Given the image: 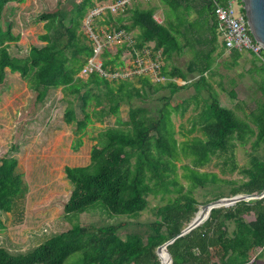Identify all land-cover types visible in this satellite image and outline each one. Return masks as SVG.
I'll return each instance as SVG.
<instances>
[{
    "label": "trees",
    "instance_id": "16d2710c",
    "mask_svg": "<svg viewBox=\"0 0 264 264\" xmlns=\"http://www.w3.org/2000/svg\"><path fill=\"white\" fill-rule=\"evenodd\" d=\"M22 1L0 0V84L6 77V69L17 72L34 92L36 102H42L50 90L60 88L67 103L63 119L74 125L75 147L82 143L89 124L102 123L109 115L115 118V125L98 132L89 152V163L64 166L65 177L72 185L63 204L65 214L81 213L101 202L109 213L134 217L147 207L150 193L173 190L177 194L153 207L155 217L144 231H130L121 237L118 229L122 224L86 226L76 223L25 252H11L0 245V264H64L75 252H79L81 264H159L157 246L178 234L200 204L189 189L184 190L177 170L182 168L183 177L194 186H203L207 181L214 183L218 179L216 173L198 169L213 156L224 155V164L229 162L230 169L238 168L241 174L238 180H222L231 186L214 199L240 193L258 194L264 189V61L249 68L258 76L260 97L244 117L220 103L205 78L210 64L202 66L199 79L193 81L197 91L205 86L209 94L197 115L201 134L178 140L171 113L179 108L182 113L186 106L182 107L181 103L170 106L166 97L157 115L152 116L148 107L133 101L147 99V87L152 86L148 75L135 74L136 81L130 79L132 76L107 78L97 70L86 77L79 75L93 54L91 41L81 29L82 20L88 11L96 8L95 1L101 0H73L69 8L57 6L55 10L41 13L39 19L44 22V32L39 39L44 44L31 45L24 56H12L9 43L17 41L19 34L11 31L10 24L3 29L1 19L6 4ZM203 1L210 21L211 54L216 49L218 35L221 36L214 7L223 0ZM153 13V6L130 12V27L139 29L135 45L132 48L126 42L120 43L115 45L114 51L104 47L100 55L103 71L114 72L123 63L124 56L142 49L149 41L154 43L155 51H161L165 61L179 52L177 36L157 22ZM114 19L120 21L122 17ZM112 21L113 17L106 14L105 22ZM125 29H129L128 26ZM220 44L218 54L225 50L222 39ZM230 54L234 63L241 55L237 50H231ZM262 56L264 58V53ZM193 71V65H188L186 72L176 66L168 68L166 63L160 67L165 77L164 86L169 87L171 93L188 85L186 74ZM174 76L184 83L168 78ZM161 86L156 83L155 89ZM229 95L234 97L235 91L231 89ZM123 103L128 105L126 120L119 115ZM236 141L241 146L249 144L248 162L240 167L234 156ZM185 158L188 162H183ZM16 166L15 157L0 160V211H11L16 200L27 191ZM0 227H3L1 221ZM166 248L171 264H254L264 254V196L212 208L201 224L176 237Z\"/></svg>",
    "mask_w": 264,
    "mask_h": 264
},
{
    "label": "rangeland",
    "instance_id": "374dc122",
    "mask_svg": "<svg viewBox=\"0 0 264 264\" xmlns=\"http://www.w3.org/2000/svg\"><path fill=\"white\" fill-rule=\"evenodd\" d=\"M72 1L67 0L66 3L71 4ZM156 2L159 0L150 3ZM201 2L203 6H200L201 10L196 15L192 12H195L199 4L193 0H175L174 6L169 4L170 8L166 11L167 16L170 15L179 25L183 24L185 29L183 40L187 37L190 41L187 39L182 52L168 60L167 65L180 67L183 71L187 65H193L194 71L186 74L190 83L171 93L170 88L164 86L165 79L156 82L148 75L152 86L147 87V99L133 100L136 104L148 107L152 116L157 115L158 108L165 102L166 97L170 106L177 103H181L182 107L186 106L182 113L181 108L171 113L173 130L178 140L201 134L196 120L209 94L205 86H201L197 91L193 81L199 79V69L202 66L210 64L206 71V81L211 85L220 103L234 109L239 116L244 117V114L253 108L255 99L260 97L256 83L258 76L255 72L249 71V68L259 66L262 61L256 56L243 53L234 63L227 50L218 54L221 47L220 35L217 38L216 49L209 54L212 46L209 43L211 33L207 23L209 15L204 1ZM60 4L61 0H23L6 4L1 26L6 29L10 24L11 31L19 34L17 41L9 43L8 48L12 56H24L31 45L44 44L39 39V35L44 32V22L39 19V15L45 11L55 10ZM189 6L192 7V12L189 11ZM84 19L81 29L85 32ZM158 20H161V17ZM93 25L96 27L101 25L94 16ZM166 25L172 31L175 30L171 24ZM109 48L114 51L115 45ZM130 79L136 81L135 76ZM156 83L163 86L155 89ZM177 83L183 84L182 81ZM231 89L235 91L234 97L229 95ZM66 104L60 88L50 90L42 102H36L35 94L26 81L17 72L6 69V77L0 84V160L3 157H15L16 171L21 174L27 186L25 195L16 200L11 211H0V221L3 224V227H0V245L11 252L31 250L51 235L64 231L76 223L86 226L122 224L118 229L121 237L130 231H144L155 217L153 207L164 204L177 194L173 190L150 193L147 196V207L134 217L109 213L101 202H97L96 207L84 212L65 214L63 204L72 185L65 177L64 166L89 163V152L96 142L98 132L116 124L112 115L106 116L102 123L89 124L82 135V143L75 147L77 136L74 125L66 123L63 119ZM76 111L80 117L79 109ZM119 115L123 120L128 119L126 103L121 104ZM194 122L196 126L191 131ZM248 149L249 144L241 146L236 141L234 156L239 167L247 164ZM224 158V155L213 156L208 163L198 168L199 171L216 173L218 178L216 182L207 181L203 186L190 184L182 175L183 169L177 170L178 180L184 185V190L189 189L200 203L198 209L201 204L229 190L231 184L222 180L241 178L238 168L231 170L229 162L224 164ZM183 162H188V159L185 158ZM79 258V252H75L64 264H81ZM254 264H264V254L258 257Z\"/></svg>",
    "mask_w": 264,
    "mask_h": 264
},
{
    "label": "built area",
    "instance_id": "2783aa9c",
    "mask_svg": "<svg viewBox=\"0 0 264 264\" xmlns=\"http://www.w3.org/2000/svg\"><path fill=\"white\" fill-rule=\"evenodd\" d=\"M151 1V0H145ZM124 0H116L109 4L110 11L122 9ZM102 8L96 7L89 11L84 19L85 33L91 41L93 54L81 68L79 75L86 77L91 71L97 70L107 78L130 77L135 74L149 75L153 81H163L165 78L160 73L162 55L160 50L151 48L135 49L133 54L123 57V63L114 72H105L101 69V53L104 47L129 43L126 31L112 25L96 27L93 25V16ZM214 14L219 23L221 39L225 50H237L249 55H256L261 61L263 47L252 36L245 15L242 0H223V3H215ZM129 45V44H128Z\"/></svg>",
    "mask_w": 264,
    "mask_h": 264
},
{
    "label": "crops",
    "instance_id": "0c3cea01",
    "mask_svg": "<svg viewBox=\"0 0 264 264\" xmlns=\"http://www.w3.org/2000/svg\"><path fill=\"white\" fill-rule=\"evenodd\" d=\"M62 1H64V3H62ZM115 1L116 0H101V1H95L96 7H99V8H102L103 7L104 8L100 12H98V14H95L94 15V18H96L98 20V22L101 23V25H100L101 27L107 26V25H112L114 27H118L119 25H122V29H124L126 31V33L128 35V38H129V43L128 44H129V46H131L133 48L134 45H135L134 43H135V40L137 38V35L139 34V29L137 27H130L131 26L130 25V19H129L130 12L132 10H134V9H145V8L150 7V6H153L154 7L153 17L155 18V20L157 22H159V23L164 24L166 27H168L166 24H171L175 28V30L172 31L170 29V27H168L177 36V41H178V44L180 46V50H179V52H174L172 54L171 58L174 55L179 54V53L182 52V50L185 47V43H186V41L188 39L187 37H185L184 40H183V37H184L183 34H184V30H185L183 28V24L181 23V25H179V23H177L174 18H172L170 15L167 16V14H166V11L170 8L169 4L171 5V2H173L175 0H159V2H156V3H150L153 0H151V1H145V0H124L125 4H124V6H123L122 9H118L117 11H110L107 8V6L109 4L115 2ZM193 1L195 3H197V4H199V7L197 9H195V12H192V7L189 6V11H191L193 15H196L201 10L202 2H201V0H193ZM66 2H67V0L66 1L65 0H61L60 7L61 6H65V7L69 8L70 7V4H67ZM106 14H110L113 17V21L111 23H106L105 22ZM117 16L122 17V20L119 21L117 19H114V17H117ZM159 17H161V20H158ZM207 23H208V27H209V25H210L209 18L207 20ZM126 26H128L129 29H125ZM188 41H189V39H188ZM205 41H207V36H206V40ZM153 46H154V43L152 41H149L148 43H146V45L144 47L145 48H151V49H153ZM209 51H210V49H209ZM228 52L230 53V51H228ZM240 53L242 55L245 52H240ZM245 55H249V54L248 53H245ZM249 56H251V55H249ZM171 58L167 59L166 62L162 58V65L164 63H166V65H167V61L170 60ZM171 67H173V66H171V65L168 66V68H171ZM186 67H185V71H186ZM206 76L207 75H206V72H205V78H206ZM168 78L171 79V80H173V81H175V82L182 81L184 83V81L180 77H178V76L168 77Z\"/></svg>",
    "mask_w": 264,
    "mask_h": 264
},
{
    "label": "water",
    "instance_id": "95a60500",
    "mask_svg": "<svg viewBox=\"0 0 264 264\" xmlns=\"http://www.w3.org/2000/svg\"><path fill=\"white\" fill-rule=\"evenodd\" d=\"M242 2L250 32L253 38L259 44H261V46L264 49V0H242ZM263 196H264V189L258 194L240 193L232 196L219 197L201 204L200 205L201 210L198 215L197 213L199 212V209L195 212L193 218L188 222V224L184 228H182L178 234L168 239L161 245L157 246L156 253L158 255V258L161 249L165 248L169 258V264H171L172 261L171 256L166 246L169 243H171L176 237L184 235L185 233L189 232L191 229L201 224L208 217L210 210L212 208L220 207V206H229L239 200L260 198ZM159 264H162V262L160 261Z\"/></svg>",
    "mask_w": 264,
    "mask_h": 264
},
{
    "label": "bare ground",
    "instance_id": "6f19581e",
    "mask_svg": "<svg viewBox=\"0 0 264 264\" xmlns=\"http://www.w3.org/2000/svg\"><path fill=\"white\" fill-rule=\"evenodd\" d=\"M200 208H199V212L197 213V215L200 213ZM160 261L162 262V264H169V258L166 252L165 248L161 249L160 255H159Z\"/></svg>",
    "mask_w": 264,
    "mask_h": 264
}]
</instances>
